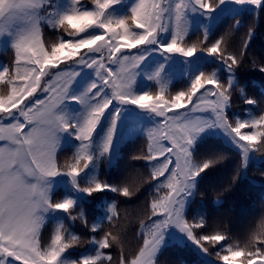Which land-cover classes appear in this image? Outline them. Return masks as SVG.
Returning a JSON list of instances; mask_svg holds the SVG:
<instances>
[{"label": "snow or ice", "instance_id": "6c2138e0", "mask_svg": "<svg viewBox=\"0 0 264 264\" xmlns=\"http://www.w3.org/2000/svg\"><path fill=\"white\" fill-rule=\"evenodd\" d=\"M47 2L0 0V36L14 37V58L0 67V264H156V254L171 226L186 233L205 252V244L228 241L226 232L198 236L206 221H189L184 207L196 187V177L226 158L222 154L203 161L194 158L195 141L207 128L218 127L232 137L243 157L242 167L247 166L250 153L259 151L254 142L264 144V113L235 120L228 115L233 103L231 93L237 86L235 70L242 63L253 30L249 29L239 53L222 50L223 38L210 41L207 30L204 31L199 51L217 57L225 65L230 73L226 81L216 71H202L188 87L173 93L167 87L168 76L161 66L151 77L159 85L158 92L137 93L136 77L144 56L132 55L131 50L141 45H158L163 53L193 57L198 51L196 43L183 46L191 15L197 11L210 15L225 0H216L215 5L210 0H136L131 14L123 18L109 14V9L120 0H72L71 11L55 21L64 35L51 42L40 26L41 19L50 15L44 11ZM235 2L258 8L264 4V0ZM239 23L237 20L236 24ZM93 29L101 31L89 34ZM168 32L171 39L163 43L161 34ZM85 48L82 54L78 51ZM76 65L93 68L97 82L81 96L69 97L77 75ZM259 69L264 72V65ZM68 99L85 106L79 120H71L61 110ZM113 101L135 105L162 118L148 130L142 158L159 162L153 167L151 179L160 181L157 191H166L151 200L147 220L140 223L139 243L131 255L121 250L118 260H114L111 252L105 250L120 246L122 241L112 231H103L99 238L92 236L88 240L97 247L95 255L70 261L65 253L82 238L63 225L43 236L46 215L63 211L73 221L80 220L92 233L100 226L88 224L74 199L54 201L52 178L66 175L78 191L89 196L106 190L125 197L132 194L128 187L121 189L96 178L83 186L79 181L81 174L96 163L97 155L91 151L92 137ZM244 103L255 105L257 101L245 98ZM116 119L100 148V156L111 152ZM64 133H71L80 141L71 162H61L58 157ZM238 176L239 173L233 179ZM116 217L113 203L107 221L111 224ZM260 229H264V220ZM216 255L224 264H264V231L258 229L243 245L228 243Z\"/></svg>", "mask_w": 264, "mask_h": 264}, {"label": "trees", "instance_id": "16d2710c", "mask_svg": "<svg viewBox=\"0 0 264 264\" xmlns=\"http://www.w3.org/2000/svg\"><path fill=\"white\" fill-rule=\"evenodd\" d=\"M48 2L49 5L44 11L50 15L41 19V25L51 42L64 35L62 30L55 26V21L59 15L71 11L72 0H48ZM210 2L216 4V0ZM135 3L136 0H120L109 9V14L116 18L129 16ZM87 6L92 7L90 4ZM49 20L52 22L50 23ZM190 20L189 34L183 46L188 47L196 43L197 53L190 58L180 54L163 53L161 50L156 55L151 54L139 66L136 92H158L159 85L151 77L161 66L168 76L167 87L173 93L188 87L191 80L202 71L205 73L216 71L219 78L226 81L230 73L225 65L217 57L199 51L202 47L200 41L203 40L204 31L207 30L210 41L223 38L222 50L228 49L239 53L243 39L251 28L253 31L246 54L235 70L237 86L231 93L233 103L228 115L229 119L235 120L264 113V72L259 69L260 65H264V4L258 8L255 5H240L235 0H228V3L220 5L214 13L210 15L202 12L193 13ZM237 20L240 21L239 25L236 24ZM100 31L93 29L89 34H98ZM170 39L171 32L161 34L163 43H167ZM13 42L14 37L11 35L0 36V67L7 66L14 58ZM141 47L137 46L138 50ZM80 67L82 69L79 70L69 89V97L81 96L97 82L94 69L83 65ZM245 98H253L257 103L247 105L244 103ZM61 110L71 120L76 121L82 117L85 106L77 100L68 99L61 105ZM117 110H119L118 119H116ZM114 119H116V133L111 152L100 156V148ZM158 124V118L123 111L113 101L93 134L91 151L97 155L96 163L81 174L79 178L81 185H87L96 178L117 185L121 189L128 187L132 193L130 196L125 197L122 193L110 190L89 196L78 191L71 178L66 175L52 178V199L54 201L74 199L77 210L83 209L88 224L100 226L96 233H92L80 220L73 221L68 213L59 210L50 211L46 215L43 236L47 237L56 227L63 225L82 238L80 243L65 253L66 259L79 261L82 257L95 255L97 247L88 243V240L92 236L99 238L103 231H112L122 241L120 246L105 250L111 252L114 260H118L121 250L128 255L136 250L139 243L137 237L140 223L142 219L147 220L151 200L162 196L166 191V189L157 191L160 181L151 179L153 167L159 162H149L142 158L146 148L147 132ZM254 143L259 148L255 153L264 155V144ZM79 146L80 141L74 135L64 133L58 150L60 161L71 162ZM192 152L198 161L215 159L221 154L226 157L196 177L194 195L184 208V216L189 221L200 218L206 221L205 227L198 230V236L216 232H226L229 235L230 239L221 244H205L209 257L220 260L216 253L221 252L226 244L243 245L258 229L264 231L260 229L261 221L264 220V161L251 160L246 168L242 167L240 150L228 143L219 134L217 127L207 128L202 132L197 137ZM237 173L239 176L234 180L233 177L237 176ZM160 179L162 180L163 177ZM113 203L116 205L117 217L110 224L107 216ZM76 214L73 212V215ZM155 259L156 264H212L207 257L197 252L190 242L175 238L169 229L164 234L163 243Z\"/></svg>", "mask_w": 264, "mask_h": 264}, {"label": "rangeland", "instance_id": "374dc122", "mask_svg": "<svg viewBox=\"0 0 264 264\" xmlns=\"http://www.w3.org/2000/svg\"><path fill=\"white\" fill-rule=\"evenodd\" d=\"M225 3H228V0H225ZM48 5H49V2H47V6H46L45 10L47 9ZM197 13H199V11L195 12V14H197ZM41 24H42V22H40V26H41V28H42V25H41ZM141 46H142V45H141ZM137 49H138V48H136V50L132 49V50H131L132 52H131L130 54H132V55H135V54H137V53H138V54H142V55L144 56V60H145L147 57H149L151 54H152V55H156L157 53L160 52V49H159L158 45H147V46H142L138 51H137ZM78 51L82 54L84 51H86V49H84L83 51H81V50H78ZM125 51H128V50H125ZM105 55H106V53H105ZM172 56H173V55H172ZM144 60H143V61H144ZM106 63H107V61H106ZM125 63H129V62H125ZM81 69H82V67H80V65L75 66V71L77 72V74H78L79 70H81ZM92 69H93V68H92ZM76 76H77V75H76ZM76 76H75V77H76ZM115 102L117 103V105H118L120 108H122L123 111L125 110V111H127V112H129V113H133V112L141 113V115H142V116H145V117H156V118H158L159 123H160V121H161V119H162V118L156 116L155 114L148 113V112H146L145 110H142V109L138 108V107L135 106V105H121V104H119L117 101H115ZM217 129H218L219 134H220V135H221V136H222V137H223L228 143H230L231 145H233V146H235L236 148H238V147L236 146V144L233 142V139H232V137H231L229 134H227L223 129H220V128H218V127H217ZM242 159H243V157H242ZM251 160H256L257 162H262V161H264V155H258V154H256L255 152H252V153L249 154V158H248L247 164H248ZM245 168H246V167H245ZM60 176H64V175H60ZM60 176H59V177H60ZM57 177H58V176H57ZM195 184H196V180H195ZM193 195H194V190H193V194L187 198V200H186V202H185V206H186V204L189 202V200L191 199V197H192ZM184 208H185V207H184ZM168 229L172 232V234H174L175 238H177L178 240H180V241H188V242H190L191 245L193 246V248H194L197 252H199L201 255L207 257V258L211 261L212 264H224V262H223L222 260H213V259H211V258L209 257V255L207 254V252L203 251V249H202L201 247H199L196 243H194L193 240L189 239V237L187 236L186 233L181 232V231H180L178 228H176L175 226H171V227H169ZM13 264H17V262H13Z\"/></svg>", "mask_w": 264, "mask_h": 264}]
</instances>
